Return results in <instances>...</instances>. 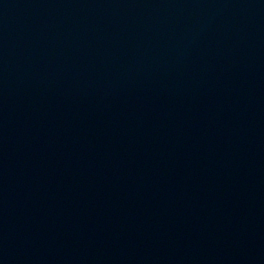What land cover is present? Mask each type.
I'll return each mask as SVG.
<instances>
[{
  "label": "water",
  "instance_id": "obj_1",
  "mask_svg": "<svg viewBox=\"0 0 264 264\" xmlns=\"http://www.w3.org/2000/svg\"><path fill=\"white\" fill-rule=\"evenodd\" d=\"M0 264H264V0H0Z\"/></svg>",
  "mask_w": 264,
  "mask_h": 264
}]
</instances>
